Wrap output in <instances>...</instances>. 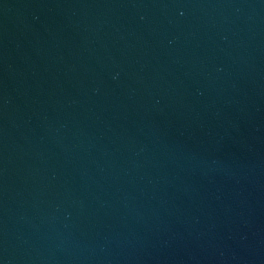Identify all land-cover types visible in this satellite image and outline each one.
I'll return each instance as SVG.
<instances>
[{"label": "water", "instance_id": "water-1", "mask_svg": "<svg viewBox=\"0 0 264 264\" xmlns=\"http://www.w3.org/2000/svg\"><path fill=\"white\" fill-rule=\"evenodd\" d=\"M0 264H264V0H0Z\"/></svg>", "mask_w": 264, "mask_h": 264}]
</instances>
